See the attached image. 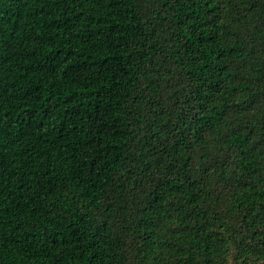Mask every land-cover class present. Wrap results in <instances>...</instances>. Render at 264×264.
<instances>
[{
	"label": "trees",
	"instance_id": "obj_1",
	"mask_svg": "<svg viewBox=\"0 0 264 264\" xmlns=\"http://www.w3.org/2000/svg\"><path fill=\"white\" fill-rule=\"evenodd\" d=\"M0 264H264V0H0Z\"/></svg>",
	"mask_w": 264,
	"mask_h": 264
}]
</instances>
